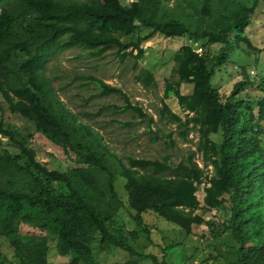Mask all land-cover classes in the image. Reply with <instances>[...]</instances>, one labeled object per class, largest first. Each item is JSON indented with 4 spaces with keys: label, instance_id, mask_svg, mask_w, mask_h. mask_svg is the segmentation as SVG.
Returning a JSON list of instances; mask_svg holds the SVG:
<instances>
[{
    "label": "trees",
    "instance_id": "trees-1",
    "mask_svg": "<svg viewBox=\"0 0 264 264\" xmlns=\"http://www.w3.org/2000/svg\"><path fill=\"white\" fill-rule=\"evenodd\" d=\"M261 1L0 0V98L22 121L24 132L0 115V237L11 249L9 257L0 243V264H48L47 246L37 245L47 232L64 243L67 264H101L96 254L113 250L127 257L110 264H171L169 245L161 248V257L138 246L141 234L148 238L155 228L143 214L161 217L187 234L202 223L208 238L228 232L235 255L228 264H264V125L253 108L264 101V76L256 80L242 65L229 89L211 82L227 64L228 48L248 55L256 50L245 29ZM155 33L202 44L199 52L188 44L179 48L173 58L175 78L164 83V97L174 96L187 113L183 119L163 102L158 119L176 123L183 140L190 130L198 134L196 150L175 164L168 155L117 154L60 99L44 72L48 57L65 46L93 54L116 49L121 60L131 56L136 62L144 54L141 43ZM214 44L218 49L211 53ZM86 78L102 94L122 95L120 110L131 109L154 123L120 88L91 74ZM139 79L146 87L154 81L148 71ZM181 83L191 84V91L182 93ZM253 85L260 95L247 92ZM211 134H219V140ZM37 135L72 165L49 169L32 145ZM166 137L173 146L171 132ZM4 142L17 152L4 148ZM196 152L204 167L195 161ZM208 164L210 176L204 169ZM203 182L200 201L196 191ZM212 209L226 216L204 219L197 212Z\"/></svg>",
    "mask_w": 264,
    "mask_h": 264
},
{
    "label": "rangeland",
    "instance_id": "rangeland-1",
    "mask_svg": "<svg viewBox=\"0 0 264 264\" xmlns=\"http://www.w3.org/2000/svg\"><path fill=\"white\" fill-rule=\"evenodd\" d=\"M131 0H122L130 2ZM251 4L253 0H240ZM172 4V1L169 2ZM251 23L245 31L250 37L256 50H249V55L236 49L228 48V61L214 76L211 82L222 90L229 89L235 80L239 66L245 65L255 73V79L264 76V3L261 1L259 8L253 16ZM146 32L142 29L140 33ZM183 44L191 45L197 52L202 44L193 41L187 36L165 37L155 33L141 43L144 49L143 56L135 62L131 56L121 60L116 49H109L100 54L91 53L90 49L79 46H65L56 49L44 63V72L49 79L53 89L60 99L82 120L88 122L99 131L104 140L120 156H134L145 158H161L168 155L173 164L183 159L190 150H196L198 134L190 130L187 139L183 140L178 134L176 123L160 121L158 111L165 102L170 110L180 115L183 119L187 111L179 107L177 99L164 97V86L166 78H175L173 67L175 65L174 55ZM244 48L245 45H243ZM211 53L217 52L218 45L209 46ZM136 51H133L135 54ZM236 65V68L234 67ZM145 71L153 74V82L145 86L139 79ZM87 74L100 78L103 82L120 88L132 105H138L143 111L153 117L154 123H148L146 118L139 117L133 110H120L119 106L124 104V97L120 94H102L94 82L86 78ZM140 76V77H139ZM191 84L181 83L180 91L189 93ZM247 92L260 95L257 86L248 87ZM255 115L264 125V101L257 102L253 106ZM9 125H13L23 134L21 120L12 114L0 98V115ZM23 129V128H22ZM171 132L174 145L167 143L166 134ZM156 137H158L156 139ZM211 139L218 141L219 134H211ZM264 146V135L262 136ZM37 150L39 159L46 162L49 169L59 171L71 166L59 149H55L45 138L37 135L32 143ZM3 147L15 153L17 149L10 143H3ZM52 154V156H51ZM195 161L198 166H203L202 155L195 153ZM205 174H212V166H205ZM205 181V180H204ZM118 184V183H117ZM203 183L196 191L197 198L202 201L204 196ZM119 194L123 197L124 192L120 184L117 186ZM204 219L212 217L224 218L222 209H212L202 212ZM151 228L150 235L141 234L138 246L146 252H151L161 257L163 246L169 245L167 249V260L171 264H228L234 260V249L228 232L219 238H208V231L204 223L194 225L192 231L187 234L175 225L154 214H143ZM131 226V225H130ZM43 239H37L39 248L47 246L48 264H67L70 255L63 248V242L56 234L47 232ZM1 249L11 256V249L4 236L0 237ZM126 253L119 250L110 252H98L96 260L101 264L111 262H123Z\"/></svg>",
    "mask_w": 264,
    "mask_h": 264
},
{
    "label": "crops",
    "instance_id": "crops-1",
    "mask_svg": "<svg viewBox=\"0 0 264 264\" xmlns=\"http://www.w3.org/2000/svg\"><path fill=\"white\" fill-rule=\"evenodd\" d=\"M255 72V71H254Z\"/></svg>",
    "mask_w": 264,
    "mask_h": 264
}]
</instances>
